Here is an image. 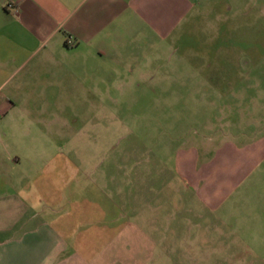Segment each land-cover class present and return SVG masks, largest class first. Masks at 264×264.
I'll list each match as a JSON object with an SVG mask.
<instances>
[{"label":"rangeland","instance_id":"374dc122","mask_svg":"<svg viewBox=\"0 0 264 264\" xmlns=\"http://www.w3.org/2000/svg\"><path fill=\"white\" fill-rule=\"evenodd\" d=\"M181 1L167 39L136 21L118 57L76 58L67 91L0 121V162L69 161L94 192L116 175L117 203L134 186L172 223L171 264H264V0Z\"/></svg>","mask_w":264,"mask_h":264},{"label":"crops","instance_id":"0c3cea01","mask_svg":"<svg viewBox=\"0 0 264 264\" xmlns=\"http://www.w3.org/2000/svg\"><path fill=\"white\" fill-rule=\"evenodd\" d=\"M186 9L181 0H0V121L40 104L43 91L48 100L58 85L67 91L76 58L118 57L125 36L141 39L136 21L167 39ZM12 166L13 176L0 162V264H171L173 225L141 204L134 186L117 203L124 187L113 188L117 176L104 170L94 192L92 171L69 161L43 168L16 158ZM166 187L150 182L149 196L163 201Z\"/></svg>","mask_w":264,"mask_h":264},{"label":"built area","instance_id":"2783aa9c","mask_svg":"<svg viewBox=\"0 0 264 264\" xmlns=\"http://www.w3.org/2000/svg\"><path fill=\"white\" fill-rule=\"evenodd\" d=\"M71 43H72V40L69 41V44H71Z\"/></svg>","mask_w":264,"mask_h":264}]
</instances>
